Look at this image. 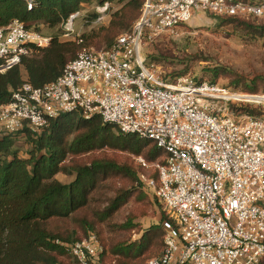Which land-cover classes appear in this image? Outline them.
I'll return each mask as SVG.
<instances>
[{
	"label": "built area",
	"instance_id": "obj_1",
	"mask_svg": "<svg viewBox=\"0 0 264 264\" xmlns=\"http://www.w3.org/2000/svg\"><path fill=\"white\" fill-rule=\"evenodd\" d=\"M25 1L32 9L38 0ZM110 5L97 7L99 20ZM196 12L259 20L264 0H145L139 20L111 48L85 47L55 81L42 87L25 82L0 103V134H37L52 119L77 112L152 140L166 156L152 164L135 160L144 190L167 215L166 236L162 255L144 264H263L264 119L238 114L242 102L263 99L189 76L164 78L145 53ZM79 14L62 23L64 37L74 34ZM52 38L17 19L0 27V72L21 65ZM69 251L75 264H119L107 259L96 233L70 244Z\"/></svg>",
	"mask_w": 264,
	"mask_h": 264
},
{
	"label": "trees",
	"instance_id": "obj_2",
	"mask_svg": "<svg viewBox=\"0 0 264 264\" xmlns=\"http://www.w3.org/2000/svg\"><path fill=\"white\" fill-rule=\"evenodd\" d=\"M126 1L128 10L121 14L117 33L110 35L106 47L109 49L119 36L132 29L145 0H38L32 9L28 8L25 0H0V27L17 19L36 32L40 31V24L55 29L71 15L80 12L83 6ZM222 22L243 27L255 37L264 38V21L256 23L237 16H225ZM81 39L82 51L88 45L85 37ZM81 51L78 52L74 43H61L57 38L48 47H34V54L25 56L21 65L0 72V103L9 102L13 92L25 82L42 87L55 81ZM232 74L235 77L232 83L244 85L245 92L250 94H257L259 80L264 81L258 76L249 85L248 79ZM209 82L217 83L216 79ZM242 113L260 115L255 109L239 108L238 114ZM18 137L30 143L27 158L19 156L16 147ZM104 149L129 152L135 157H143L150 164L166 156L165 151L152 140L123 134L115 126L104 123L99 115L85 119L77 112L52 119L37 134L27 129L16 135L0 134V264H75L69 251L70 244L91 233H96L103 243L93 225L86 228L83 237H76L74 232L55 231L50 225L69 219L85 208L92 193L109 177L123 176L132 182L133 187L119 190L103 212L104 219L113 217L133 198L136 190L139 191V200L155 198L144 190L139 178L142 168L136 160L129 164L105 156H95L87 161L81 159ZM60 173L74 178L70 183H63L57 179ZM157 175V171L151 172L152 177L157 178ZM166 219L163 212L161 223L144 231L139 241L117 243L111 249V257H118L119 264H144L161 256L165 249L163 222ZM135 227L133 217L122 225L123 229L131 231ZM111 257L108 260L112 261Z\"/></svg>",
	"mask_w": 264,
	"mask_h": 264
},
{
	"label": "rangeland",
	"instance_id": "obj_3",
	"mask_svg": "<svg viewBox=\"0 0 264 264\" xmlns=\"http://www.w3.org/2000/svg\"><path fill=\"white\" fill-rule=\"evenodd\" d=\"M127 3L128 1L110 3V9L103 20H99L100 13L97 11L99 5L83 6L79 17L74 20L75 32L68 37H64L61 26L52 29L40 24L38 32L43 36L53 37L52 42L57 38L61 43H74L78 46V52L83 48L79 44L82 36L85 37L88 45L86 47L107 49L108 41L111 39L110 35L118 30L117 25L121 20V14L128 10L125 7ZM254 21L260 23L264 21V18ZM254 35L243 27L224 25L222 17L208 12H196L193 18L180 27L176 33L164 34L148 44L145 47V53L149 64L154 65L164 78L189 76L199 81L216 79L219 85L230 91L264 98V81L262 80H259L257 84V94L247 93L244 85L237 86L232 83L235 78L232 73L248 79L249 85L253 78L258 76L264 78V38ZM218 68L220 70L216 71ZM243 108L255 109L260 113L259 117L264 119V99L260 103L242 102L241 109ZM16 147L21 158L29 156L30 143L27 139L18 137ZM95 156L114 158L121 163L129 164L136 159L129 152L113 149H104L84 155L81 159L87 161ZM73 178L63 173L57 175V179L63 183H70ZM132 187V182L123 176L109 177L102 181L92 193L85 208L69 219L51 223L50 227L55 231L58 230L65 234L74 232L76 237H83L86 228L93 225L105 245L108 259L113 255L111 249L117 243L139 241L144 231L161 223L164 210L159 201L151 197L139 200L138 190L113 217L103 218V212L119 190L132 189ZM129 217H133L137 225L132 231L122 228ZM117 258L111 257L110 259L113 261Z\"/></svg>",
	"mask_w": 264,
	"mask_h": 264
},
{
	"label": "bare ground",
	"instance_id": "obj_4",
	"mask_svg": "<svg viewBox=\"0 0 264 264\" xmlns=\"http://www.w3.org/2000/svg\"><path fill=\"white\" fill-rule=\"evenodd\" d=\"M258 98H263V97H258ZM264 99V98H263Z\"/></svg>",
	"mask_w": 264,
	"mask_h": 264
}]
</instances>
